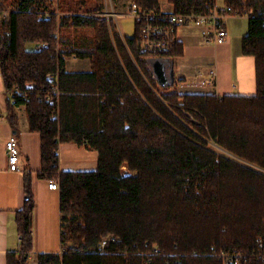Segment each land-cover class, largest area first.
Listing matches in <instances>:
<instances>
[{
	"label": "trees",
	"instance_id": "16d2710c",
	"mask_svg": "<svg viewBox=\"0 0 264 264\" xmlns=\"http://www.w3.org/2000/svg\"><path fill=\"white\" fill-rule=\"evenodd\" d=\"M54 1L14 0L17 9L0 18L1 86L21 90L13 101L41 136L40 176L60 183L62 252L41 253L38 264H222L220 252L264 246V175L208 142L264 169V0H223L249 17L242 52L255 58L257 81L254 96L223 97L158 86L150 62L181 55L178 40L152 55L140 48L138 24L122 38L115 21L97 15L103 0H57L61 16ZM165 1L177 14H205L218 0ZM135 2L161 10V0ZM41 42L48 47L27 48ZM69 56L88 58L91 69L69 71ZM48 74H58L52 104ZM69 142L96 150L97 169L59 172L57 151ZM25 193L20 248L7 264H27L33 250L30 182Z\"/></svg>",
	"mask_w": 264,
	"mask_h": 264
},
{
	"label": "crops",
	"instance_id": "0c3cea01",
	"mask_svg": "<svg viewBox=\"0 0 264 264\" xmlns=\"http://www.w3.org/2000/svg\"><path fill=\"white\" fill-rule=\"evenodd\" d=\"M130 2L131 0L128 5ZM116 5L114 2L115 10ZM216 6L222 9L225 3L223 0H218ZM160 8L167 12L173 11V6L165 0H161ZM116 11L127 13V11ZM123 16L127 15L120 17ZM227 29V41L223 44H214L202 37L199 27L182 26L177 31L182 54L172 59L155 58L150 64L156 59H161L167 73L173 68V84L174 86L180 84L182 93L219 97L254 96L257 94L255 58L242 52V40L249 30V17L230 16L227 20ZM119 31L123 37L127 36L120 26ZM67 59L84 63L87 58L69 56ZM87 60L90 68L77 71L91 69L90 60ZM150 67L153 73L152 65ZM212 71L215 72L216 81L202 83L212 79ZM154 78L158 86L164 88L158 83L155 75ZM1 88L3 89L2 86ZM12 136L17 138L20 149L18 171H11L8 164L5 143ZM57 154L59 172L97 169L99 155L94 149L73 142L61 143ZM41 172V136L30 130L25 105L15 103L0 90V264H7L8 253L19 251L20 248L21 239L16 214L25 206L27 182L31 184L35 202L33 250L29 258H37L41 253L62 252L60 190L50 189L49 182L52 180L41 177Z\"/></svg>",
	"mask_w": 264,
	"mask_h": 264
},
{
	"label": "built area",
	"instance_id": "2783aa9c",
	"mask_svg": "<svg viewBox=\"0 0 264 264\" xmlns=\"http://www.w3.org/2000/svg\"><path fill=\"white\" fill-rule=\"evenodd\" d=\"M104 10L99 14L103 17L113 18L117 20L122 15H127L132 18L140 28V48L142 51H146L152 55H160L170 53L177 42V31L182 26H195L201 29L202 37L214 44H223L228 38L227 20L230 16H240L238 11H233L230 6H224L220 9L215 6L209 13H175L174 11L167 12L161 10H145L138 6L135 0H131L128 5V10L126 14L119 13L115 10L114 0H104ZM47 14V13H46ZM10 13L4 12L1 17L2 19L9 18ZM31 50H41L48 47L47 43H33L31 45ZM212 79L202 81V83H214L216 81L215 72L212 71ZM47 79L50 83H53L51 89L52 91L46 95V101L49 103H54L56 99L60 96V89L58 83V74H48ZM0 90H2L10 100H15L16 97L22 95L21 90L15 87L12 90L1 88L0 79ZM26 96V95H25ZM24 96V97H25ZM196 122L195 120H193ZM209 144H213L220 148V152H216L214 149L210 148L219 156L225 157L227 159L234 160L228 155L233 156L237 159L245 162L243 158L237 156L236 154L224 149L213 141H208ZM6 151L8 157L9 169L11 171L19 170L20 162V149L18 145V140L15 136L10 137L6 143ZM236 155V156H235ZM239 163V161H236ZM242 166H247V163H239ZM254 170L264 175V169L259 166L252 164ZM251 168V167H250ZM252 169V168H251ZM49 188L54 190H60V183L58 181L52 180L49 182ZM21 239V235H20ZM105 241L102 245H105ZM222 264H244L247 259L255 262H264V246L262 242H259L258 247L250 252H245L237 248L230 249L228 251H223L217 254Z\"/></svg>",
	"mask_w": 264,
	"mask_h": 264
},
{
	"label": "rangeland",
	"instance_id": "374dc122",
	"mask_svg": "<svg viewBox=\"0 0 264 264\" xmlns=\"http://www.w3.org/2000/svg\"><path fill=\"white\" fill-rule=\"evenodd\" d=\"M13 1L14 0H7L6 2H5V8H3V9H1L0 8V18L2 19V17H1V15L4 13V12H8V13H11L12 11H15L16 9H17V7H16V5H14L13 4ZM130 0H114V2L117 4L116 5V10H118V11H121V12H126L127 11V8H128V2H129ZM54 9H55V13L58 15V16H61V14H60V12H59V10H58V1L57 0H55L54 1ZM103 3H104V0H103ZM103 10H104V5H103ZM100 13H98L97 15H99ZM100 16H102V15H100ZM103 17V16H102ZM110 20H108V21H111V20H113V18H109ZM113 21H115V26H116V28H117V30H118V33H119V35L123 38V36L121 35V33H120V31H119V26H120V28H121V30H122V32L124 33V35H127V36H131V35H133L134 34V31H135V27H136V23H135V21L132 19V18H130V17H128V16H123V17H119V18H117V20H113ZM117 21V22H116ZM119 25V26H118ZM86 31H82L81 33H80V35H79V37H80V40H82L83 42H85V45L88 47V41L86 40ZM88 34V33H87ZM89 37H91V40L93 41V37L92 36H90L89 35ZM90 40V41H91ZM32 44H28L27 45V48L28 49H31V46ZM84 45V46H85ZM74 57V56H73ZM68 58V57H67ZM66 58V59H67ZM88 59V58H87ZM85 60L84 61V63H83V61L81 62V61H73V60H69V59H67V61H68V67H67V69L68 70H71V71H77V70H88L89 68H90V66H89V61L88 60ZM162 89V88H161ZM174 90H176V91H178L179 93H182L183 92V90H181L180 89V84H176L175 86L173 85V87H170V88H168V90H164V91H174ZM199 113V112H198ZM197 113V114H198ZM186 115L190 118V120H195V116H193V115H191V114H189V113H186ZM195 117V118H194ZM196 121V120H195ZM220 146V145H219ZM209 147L210 148H212V149H214L216 152H218V153H221V154H223L222 152H220V148H218L217 146H215V145H213V144H209ZM236 156V155H235ZM228 157H230V158H232V159H236V158H234L233 156H231V155H228ZM242 159V158H241ZM231 160V159H230ZM234 160H231V161H233V162H235L236 164H239V163H243V164H245V162L247 163V166H245V167H247V168H249V169H251V170H254V166L253 165H251V164H249V161H247V160H245V159H243V160H245V162H243V161H241V160H239V159H237L236 161H239V163L238 162H236V161H234ZM251 167V168H250ZM260 168H262V167H260ZM27 264H38V260H37V258H34V259H30L29 260V262L27 263Z\"/></svg>",
	"mask_w": 264,
	"mask_h": 264
},
{
	"label": "water",
	"instance_id": "95a60500",
	"mask_svg": "<svg viewBox=\"0 0 264 264\" xmlns=\"http://www.w3.org/2000/svg\"><path fill=\"white\" fill-rule=\"evenodd\" d=\"M152 69L155 77L157 78L158 83L162 87H170L174 83V71L173 68L167 73L164 64L161 59H156L152 62Z\"/></svg>",
	"mask_w": 264,
	"mask_h": 264
}]
</instances>
